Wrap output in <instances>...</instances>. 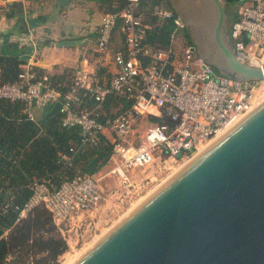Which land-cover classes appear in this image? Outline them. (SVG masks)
Here are the masks:
<instances>
[{
  "label": "built area",
  "instance_id": "2783aa9c",
  "mask_svg": "<svg viewBox=\"0 0 264 264\" xmlns=\"http://www.w3.org/2000/svg\"><path fill=\"white\" fill-rule=\"evenodd\" d=\"M140 2L126 0L122 10L105 13L96 27L95 49L105 52L113 40L118 19L122 20L124 45L115 51L117 70L110 80L100 82L95 78L85 53L84 65L76 71L74 85L65 94L51 86L47 75L37 76L30 67L17 80L0 82V99L24 102V112L30 119H36V110L61 101L63 126H80L85 143L97 144L99 136H105L112 145L106 174L78 173L55 192L46 183L36 181L32 196L20 210V217H25L33 207L44 205L69 247L70 232L91 225L86 224L87 217L101 208L106 176H115L127 185L132 183L137 169L157 160L193 157L264 99V80L230 78L200 57L193 43L184 40L179 44L176 34L187 29L172 8L156 6L152 12L158 20L174 24L169 44L149 45V24ZM238 6L236 19L229 25L235 54L242 62L262 65L264 0H244ZM82 30L86 34L92 32L88 26ZM112 94L124 97L131 105L106 121L99 119L95 108L84 105L86 98L101 107ZM144 116H156L163 121L155 122L136 145L134 125ZM62 159L71 161L67 154ZM84 237L85 234L83 242ZM79 242L77 236L75 244Z\"/></svg>",
  "mask_w": 264,
  "mask_h": 264
},
{
  "label": "water",
  "instance_id": "95a60500",
  "mask_svg": "<svg viewBox=\"0 0 264 264\" xmlns=\"http://www.w3.org/2000/svg\"><path fill=\"white\" fill-rule=\"evenodd\" d=\"M178 7L172 6L208 64L236 80H264V64L235 54L228 0H182ZM70 264H264V99Z\"/></svg>",
  "mask_w": 264,
  "mask_h": 264
},
{
  "label": "trees",
  "instance_id": "16d2710c",
  "mask_svg": "<svg viewBox=\"0 0 264 264\" xmlns=\"http://www.w3.org/2000/svg\"><path fill=\"white\" fill-rule=\"evenodd\" d=\"M98 1L100 9L105 13L119 12L126 4V0ZM242 2L228 0L229 7ZM156 6L172 7L168 0L140 2V10L149 24L147 42L153 47L169 44L174 32L172 21H161L153 15ZM0 9L8 19L16 20L21 32H27L38 25L36 19L27 18L22 0L5 3ZM236 13L232 14V21L236 19ZM121 27L122 20L118 19L114 34L121 31ZM186 42L192 43L188 31ZM50 44L51 40H46L38 44V47ZM33 51V46L22 45L11 40L10 36L2 38L0 82L17 80L29 60L23 56H31ZM33 71L37 76L47 75L51 86L65 94L72 89L77 70L66 67L61 71L48 72L33 67ZM105 72L104 67L96 70L101 80L106 75V79L101 82L111 78V73ZM85 104L95 108L101 121L114 117V108H118V113L131 105L124 97L115 94L110 95L101 107L86 98ZM24 107L22 101L0 99V264H59L68 244L55 225L52 213L44 205L33 207L25 217H20V210L32 196L34 182H44L51 192H55L64 181L73 179L78 173H98L107 165L112 145L105 136H99L97 144L85 143L80 126H63L61 112L46 117L52 106L43 109L40 115L36 114L35 120L28 117ZM151 119L153 122L163 121L156 116H151ZM63 154L69 155L71 161L63 160Z\"/></svg>",
  "mask_w": 264,
  "mask_h": 264
},
{
  "label": "crops",
  "instance_id": "0c3cea01",
  "mask_svg": "<svg viewBox=\"0 0 264 264\" xmlns=\"http://www.w3.org/2000/svg\"><path fill=\"white\" fill-rule=\"evenodd\" d=\"M22 1L26 6L27 18L36 19L38 25L30 28L27 32H21L18 29L16 20L8 19L0 9V40L10 36L13 41L34 47L32 55L27 58L29 60L25 68L40 67L48 72L61 71L66 67L78 70L84 65L83 56L87 53L88 68L98 81L101 80L96 75V70L99 67H104L106 69L105 73H111L110 77L113 76L117 70L114 58L111 60L104 52L97 51L100 55L96 56L95 66H92L89 57L90 50L96 52V27L101 23L105 14L100 9L101 4L98 0ZM3 5L5 3L0 0V6ZM85 26L90 27L92 30L90 34L83 32L82 29ZM84 38L89 39L87 46L70 48L56 45L57 42L63 40H81ZM46 40H51V44L41 48L38 47V44L44 43ZM123 43L120 47L123 46ZM105 77L104 74L102 80L106 79ZM42 112L43 109H39L35 111V114L40 115ZM108 168L109 166L106 165L98 173L100 175L105 174L104 170Z\"/></svg>",
  "mask_w": 264,
  "mask_h": 264
},
{
  "label": "rangeland",
  "instance_id": "374dc122",
  "mask_svg": "<svg viewBox=\"0 0 264 264\" xmlns=\"http://www.w3.org/2000/svg\"><path fill=\"white\" fill-rule=\"evenodd\" d=\"M238 8V5L235 7H229V25L232 22V14L237 12ZM186 33L187 30H181L176 34V39L179 44H182L184 40L186 41ZM123 42L124 37L122 32H116L109 48L104 52V54L113 60L115 51L120 48ZM98 54L100 53L90 50L89 57L92 66H95L97 61L96 56H98ZM117 111L118 108H114L112 112L115 114ZM154 123L155 122L152 121L151 116H144L137 121L134 125V139L136 145L141 143L143 140L142 136ZM190 159H192V156H190V158H177L175 160L170 158L167 159L166 162L157 160L150 166L139 170L137 169L133 173L132 183L127 185L120 182V180H118L115 176H106L102 182L104 200L101 208L98 211L93 212L92 216L87 217L86 224L91 222V225L82 226L78 232H75V230L70 232L71 246L69 247L68 245L67 251L60 257L59 264H70L73 262L100 236L106 233L120 219L126 216V214L134 209L142 200H144L163 182L189 162ZM108 170L109 168L104 170V173L106 174ZM84 234L85 241L83 242L82 237ZM77 236H79L80 242L75 244Z\"/></svg>",
  "mask_w": 264,
  "mask_h": 264
},
{
  "label": "flooded vegetation",
  "instance_id": "af4514ba",
  "mask_svg": "<svg viewBox=\"0 0 264 264\" xmlns=\"http://www.w3.org/2000/svg\"><path fill=\"white\" fill-rule=\"evenodd\" d=\"M182 0H168V2L170 3L171 6L179 8V4L181 3ZM229 8V7H228ZM230 17V15H229Z\"/></svg>",
  "mask_w": 264,
  "mask_h": 264
},
{
  "label": "bare ground",
  "instance_id": "6f19581e",
  "mask_svg": "<svg viewBox=\"0 0 264 264\" xmlns=\"http://www.w3.org/2000/svg\"><path fill=\"white\" fill-rule=\"evenodd\" d=\"M199 14H200V13H198V14L196 15V17H199ZM253 64H258V63L253 62ZM204 148H205V147H204ZM204 148H203V149H204ZM203 149H201L199 152H201ZM71 263H72V262H71Z\"/></svg>",
  "mask_w": 264,
  "mask_h": 264
}]
</instances>
